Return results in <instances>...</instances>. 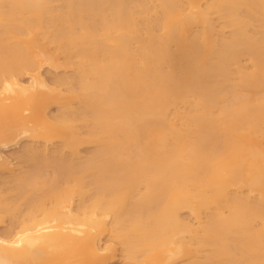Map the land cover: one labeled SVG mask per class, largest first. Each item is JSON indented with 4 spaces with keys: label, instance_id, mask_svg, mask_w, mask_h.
I'll return each mask as SVG.
<instances>
[{
    "label": "bare ground",
    "instance_id": "6f19581e",
    "mask_svg": "<svg viewBox=\"0 0 264 264\" xmlns=\"http://www.w3.org/2000/svg\"><path fill=\"white\" fill-rule=\"evenodd\" d=\"M262 127L264 0H0V264H264Z\"/></svg>",
    "mask_w": 264,
    "mask_h": 264
},
{
    "label": "rangeland",
    "instance_id": "374dc122",
    "mask_svg": "<svg viewBox=\"0 0 264 264\" xmlns=\"http://www.w3.org/2000/svg\"><path fill=\"white\" fill-rule=\"evenodd\" d=\"M258 24V23H257ZM246 61V60H245ZM244 61V64H246V65H248V64H250L248 61H246L245 62ZM51 72V73H50ZM49 72V69H45L44 70V74L46 75V76H48V77H50L51 76V78L52 77H55V75L54 74H56L55 72H53V71H50ZM71 75H72V73H71V71H68ZM52 74V75H50V74ZM62 73H65L64 71H62ZM69 73H67V74H69ZM69 74V75H70ZM50 75V76H49ZM25 79L26 80H28V78H26L25 77ZM52 113H57V107L55 106V107H53L52 108ZM263 128V130H264V127H262ZM92 146V147H91ZM85 148V149H84ZM96 148L93 146V145H87V146H83V152H84V155L86 156V157H88L89 155H90V153H91V150H95ZM84 150H86L87 152H89V153H87L86 151H84ZM90 150V151H89ZM92 151V152H93ZM11 152H13V151H10V152H8L9 154L11 153ZM7 153V154H8ZM32 170V168H28V171H31ZM49 170V171H48ZM55 171L51 168H44L43 169V174H45L44 175V178H45V180H48V177H49V180H55ZM48 175V176H47ZM90 181V179L88 178V179H86V182H89ZM59 186L62 188V189H68L69 188V190L72 188L73 189V187H74V189L73 190H75V191H77L78 190V187L75 185L76 183L74 182V181H70V180H68V179H65V178H63V179H61L60 181H59ZM52 185V184H51ZM75 187H77V188H75ZM92 192H94L93 190L92 191H90L89 190V193H88V195H87V199H90V197H91V195L93 194ZM41 194V192H39V193H37V195H40ZM90 196V197H89ZM189 215V213H184V216H188ZM8 224V223H7ZM5 230L6 228L4 227H2L1 228V230ZM187 262L186 261H184V262H182L181 264H186ZM111 264H123L122 263V261H120V260H117V261H115V262H112Z\"/></svg>",
    "mask_w": 264,
    "mask_h": 264
}]
</instances>
